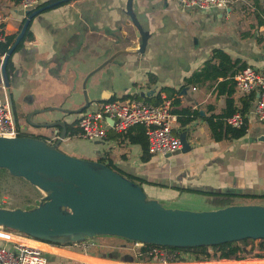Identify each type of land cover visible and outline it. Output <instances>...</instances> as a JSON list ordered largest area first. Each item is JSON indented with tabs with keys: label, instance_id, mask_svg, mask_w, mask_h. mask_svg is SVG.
I'll use <instances>...</instances> for the list:
<instances>
[{
	"label": "crops",
	"instance_id": "obj_1",
	"mask_svg": "<svg viewBox=\"0 0 264 264\" xmlns=\"http://www.w3.org/2000/svg\"><path fill=\"white\" fill-rule=\"evenodd\" d=\"M38 1L40 5L50 0ZM240 1L244 0H238L225 11L201 12L183 8L177 0H131L130 10L136 25L128 13V0H70L68 4L37 15L29 25L32 38L14 53L11 68L7 70L9 86L5 93L7 101L8 95L11 96L15 123L16 112L28 117L29 126L34 128L37 137L54 144L61 128L35 125L62 121L77 129L80 114L68 115L51 109L74 111L82 107L84 83L91 106L130 99L154 105L157 95L171 106L172 100L166 99L161 90L180 89L184 79L199 71L216 49L232 60L264 70L261 54L264 46L257 45L260 40H255L254 36H244L249 32L255 35L257 31L250 26L256 24V20L249 29H241L243 19L237 12ZM245 1L255 5L254 0ZM258 1L263 5L264 0ZM26 12L21 3L0 0V25L6 37L18 35L28 17ZM138 27L147 37L142 53ZM258 32L262 34L264 27ZM252 41L260 50L250 51ZM3 58L0 57V70ZM108 60H111L108 65L89 77ZM216 87L217 82L191 84L173 95L174 99H179L180 108L196 111L199 117L181 126L173 115V134L181 139L182 147L172 155H151L148 162L142 163L141 146L129 143L123 133L110 129L101 141H89L81 136L66 138L60 146L67 155L112 162L121 171L154 185L143 188L150 198L166 208L180 209L176 208L178 203L188 202L207 206L206 197L199 193L228 194L236 196V201H250L239 197L264 195V122L255 113L257 93L243 115L247 126L245 136L215 142L203 119L219 115L225 109L226 98L218 95ZM247 95L234 87L231 99L238 110L243 108L242 99ZM179 190L190 192L180 193ZM43 196L34 198L24 210L36 207ZM27 242L42 246L47 264H264V257L198 262L187 255L183 261L143 262L138 252L141 247H126L124 251L134 253L130 257L103 249L99 252L105 256H93L89 252L49 245L57 248L53 249L32 239ZM28 243L25 242L26 246L37 247ZM14 244L18 243L0 242V246L7 248Z\"/></svg>",
	"mask_w": 264,
	"mask_h": 264
},
{
	"label": "water",
	"instance_id": "obj_2",
	"mask_svg": "<svg viewBox=\"0 0 264 264\" xmlns=\"http://www.w3.org/2000/svg\"><path fill=\"white\" fill-rule=\"evenodd\" d=\"M66 1L27 10L28 17L1 65L0 74L6 89L9 86L8 60L32 19ZM130 2L128 0V13L136 25ZM138 30L142 53L147 37L139 27ZM110 62H104L89 77ZM83 95L85 104L77 110H51L68 115L81 114L91 106L85 83ZM8 103L12 109L10 95ZM35 126L60 127L61 131L54 144L31 137H0V170L25 180L44 196L29 210L0 208V227L59 245L96 237H116L172 248L209 247L242 240L264 241V206L232 205L205 211L166 208L158 200L149 198L137 183L106 164L60 152L58 146L67 135L66 123L56 121Z\"/></svg>",
	"mask_w": 264,
	"mask_h": 264
},
{
	"label": "built area",
	"instance_id": "obj_3",
	"mask_svg": "<svg viewBox=\"0 0 264 264\" xmlns=\"http://www.w3.org/2000/svg\"><path fill=\"white\" fill-rule=\"evenodd\" d=\"M238 0H177L178 4L186 9L201 12L211 10H227ZM39 5L38 0H23L21 7L24 10H33ZM6 35L0 25V43L5 41ZM235 90L241 94L257 93L255 113L258 119L264 122V70L246 67L238 71L234 77ZM193 90H195L193 88ZM170 102L155 106L139 100H115L90 106L83 111L78 120L77 127L81 136L89 141H101L106 137L107 129L116 133H125L130 128L141 125L145 129L148 142V154L152 156H167L180 150L181 139L173 134L172 124L175 117L170 113ZM244 117L240 112L234 113L226 119V124L232 128L240 129L244 125ZM21 131L13 119L10 105L6 98L4 84L0 85V137L16 138ZM0 233L25 237L23 233L0 227ZM93 238H86L77 243L66 245L67 249L88 253L95 244ZM0 242H10L0 238ZM65 246V245H63ZM133 248L142 246L133 242ZM154 261L168 263L175 261L176 257L185 259L184 254L170 253L166 250L154 248L150 252ZM0 264H47L44 253L35 248L21 244H14L12 248L0 246Z\"/></svg>",
	"mask_w": 264,
	"mask_h": 264
},
{
	"label": "trees",
	"instance_id": "obj_4",
	"mask_svg": "<svg viewBox=\"0 0 264 264\" xmlns=\"http://www.w3.org/2000/svg\"><path fill=\"white\" fill-rule=\"evenodd\" d=\"M15 4H20L23 0H12ZM61 1V0H50L47 3H43L38 5L35 9L31 10L34 11L37 8L43 7L45 5ZM70 0L66 2L60 3L58 6L52 7L46 11L58 8L59 6H63L65 4H68ZM254 12L253 15L256 20V24L251 25L250 29L254 31H258L261 27H264V8L259 5L258 0H254ZM44 11V12H46ZM249 38H253L254 33H247V35H244ZM16 36H7L5 38V41L3 43H0V57H3L7 54L10 47L13 45V42L15 40ZM32 38V35L29 31V28L25 32V35L23 39L20 41V43L17 45L15 50L13 51L12 55L10 56L8 63H7V70L11 68V57L16 53L18 50H20L25 42ZM249 65L246 62H243L241 60H232L229 55H227L222 50H214L212 52L211 57L204 62L201 69L199 71L194 72L190 77L184 79L183 85L180 87V89L175 90L172 88H163L161 90L162 93L166 94V99L172 100L171 102V111L170 113L172 115H175L177 118V121L180 123L181 126H185L189 123H191L193 120L198 118V113L196 111H192L188 108H180V102L179 99H174L173 95L178 94L181 90H183L186 86L191 84H204L206 82H217V90L218 95L225 96L226 98V106L225 109L219 114L215 116H211L208 118H204V122H206L209 130H210V137L215 142H221V141H232V140H238L245 136L247 132V126L244 123L243 127L240 129L232 128L226 124V119L231 117L234 113L240 112L242 115L245 114V112L248 110L250 104L255 101V94L250 93L249 95L245 96L244 99H242L243 102V108L241 110H238L235 105L234 101L231 99V96L234 93V75ZM155 102L153 103L155 106L163 104L160 95H157L155 98ZM114 100H110L108 102H112ZM245 122V121H244ZM66 131L67 135L66 138H76L81 137V130L78 128H74L73 125H66ZM124 134L125 139L131 143V144H137L140 145L142 148V156L141 161L142 163L148 162L150 160L151 155L148 154V142L147 137L145 135V129L141 125L134 126L130 128L128 131H126ZM19 137H31V138H37L42 141H45V139H42L37 136H25L23 134H20ZM99 163L106 164L111 170L114 172L124 176L128 180L137 183L144 193L146 194L143 186H154L142 179L133 177L130 174H127L117 167H115L112 162L105 163V160H100ZM6 172L5 170H0V173ZM180 193L182 192H190L186 190H179ZM201 195H204L206 197V202L208 205L212 206L213 208H224L228 206L234 205V198L236 196L228 195V194H212V193H199ZM147 195V194H146ZM148 196V195H147ZM149 197V196H148ZM150 198V197H149ZM239 198L247 199V200H256V199H264V195H243ZM26 238L32 239L35 241H39L51 246H63L59 244L49 243L40 241L34 238H31L27 235H25ZM127 241V240H126ZM257 240H242L237 242H229L224 243L221 245H215V246H209V247H193V248H172V247H161V246H153L148 244H142L141 248L139 249V255L141 256L140 260L143 262H152L153 258L150 256V252L154 248H159L166 250L170 253H180L187 255V258L193 259L198 262H207V261H219L221 259L225 260H235L240 261L244 260L247 257L245 256V249L250 247L252 251H259L264 253V241L259 240L258 244L254 246L253 244ZM130 242V241H129ZM133 243V242H132ZM253 258L262 259L263 254H256L253 256ZM175 261H183L182 258L176 257L174 259ZM173 262V261H172Z\"/></svg>",
	"mask_w": 264,
	"mask_h": 264
},
{
	"label": "rangeland",
	"instance_id": "obj_5",
	"mask_svg": "<svg viewBox=\"0 0 264 264\" xmlns=\"http://www.w3.org/2000/svg\"><path fill=\"white\" fill-rule=\"evenodd\" d=\"M238 7V15L243 19L242 22V30L249 29V26L251 23L255 22V18L253 16L254 12V6L252 5V2L247 3L245 0L240 1ZM261 7L264 8V1L263 5ZM245 18V19H244ZM254 37L255 40H260V43L257 45L264 46V32L260 34L258 31L255 32ZM255 42L252 41V46H250L251 49H258V46L254 44ZM263 43V45L261 44ZM261 54L264 56V48ZM16 117V125L21 129L22 134L25 136H38L36 135V131L34 128L30 127L29 119L28 117H23L18 114V112L15 113ZM28 131V132H27ZM58 150L62 153L61 146H58ZM66 154V153H64ZM71 156V155H70ZM73 156V155H72ZM75 157V156H73ZM43 195V193L37 189L36 187L30 185L28 182H26L23 179L12 177L8 174V172L0 173V208H6V209H22L29 208V206L34 202V198H39ZM234 204H245V203H252V204H260L264 206V201H246V200H240L236 201L233 200ZM165 206V205H164ZM176 208H185L181 210H191V211H205V210H211L210 208L212 206L210 205H202L199 203L191 204V202L188 203H178L176 205ZM6 231V229H5ZM92 242L95 244L93 249L89 252L90 255H101L99 251L105 250L107 252H121L124 256H133L134 253L131 251H124L126 247H131L133 245L132 242L122 240L120 238L116 237H96L93 238ZM258 244V241H256L253 245L256 246ZM57 247V246H55ZM61 248H65V246H60ZM124 251V252H123ZM137 252V250H136ZM259 251H252L250 247L245 249V256L249 259L253 260V256L256 254H260ZM263 254L264 257V253ZM47 260V259H46ZM50 264V263H49Z\"/></svg>",
	"mask_w": 264,
	"mask_h": 264
},
{
	"label": "bare ground",
	"instance_id": "obj_6",
	"mask_svg": "<svg viewBox=\"0 0 264 264\" xmlns=\"http://www.w3.org/2000/svg\"><path fill=\"white\" fill-rule=\"evenodd\" d=\"M0 238H2V239H4V240H6V241H10V242H14V243H18V244H21V245H24V246H26V244H25V242L26 243H28L27 242V240H31V239H27V238H24V237H18V236H14V235H10V234H8V233H0ZM38 242V241H37ZM38 243H41V242H38ZM28 244H30V245H35V246H37V247H31V246H26V247H29V248H35V249H38V250H40V251H42L41 250V248L40 247H42V246H40V245H36V244H32V243H28ZM43 244H45V243H43ZM47 245V244H46ZM47 246H49V245H47ZM49 247H51V246H49ZM51 248H53V247H51ZM53 249H57V248H53Z\"/></svg>",
	"mask_w": 264,
	"mask_h": 264
}]
</instances>
